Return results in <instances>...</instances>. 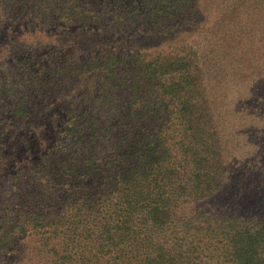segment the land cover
<instances>
[{
	"label": "trees",
	"instance_id": "trees-1",
	"mask_svg": "<svg viewBox=\"0 0 264 264\" xmlns=\"http://www.w3.org/2000/svg\"><path fill=\"white\" fill-rule=\"evenodd\" d=\"M22 22L81 60L0 62V264H264L257 204L210 206L243 173L222 113L264 84V0H0V38Z\"/></svg>",
	"mask_w": 264,
	"mask_h": 264
},
{
	"label": "rangeland",
	"instance_id": "rangeland-1",
	"mask_svg": "<svg viewBox=\"0 0 264 264\" xmlns=\"http://www.w3.org/2000/svg\"><path fill=\"white\" fill-rule=\"evenodd\" d=\"M3 29L1 31L5 32V38H0V62L7 61L9 69L20 67L24 58L30 59L28 64L31 68H35L37 63L40 66L49 63L76 66L81 60V42L51 45L34 22H22L10 28L5 25ZM152 37L146 38L145 42L136 39L130 48L160 47L157 36ZM209 38L207 34L199 32L191 36L199 44L206 43ZM260 88L261 92L255 97L246 94H240L239 98L237 95L230 97L222 113L227 124L225 137L229 143L230 169L238 171L242 167L243 173L233 176L227 186L228 192L225 190L221 193L216 201L210 202V206L224 202L229 210H236L239 204L247 209V204L254 202L262 214L264 212V84Z\"/></svg>",
	"mask_w": 264,
	"mask_h": 264
}]
</instances>
